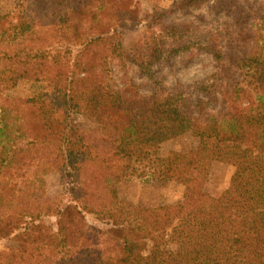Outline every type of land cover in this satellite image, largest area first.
I'll return each instance as SVG.
<instances>
[{
  "label": "trees",
  "instance_id": "16d2710c",
  "mask_svg": "<svg viewBox=\"0 0 264 264\" xmlns=\"http://www.w3.org/2000/svg\"><path fill=\"white\" fill-rule=\"evenodd\" d=\"M221 3L230 16L222 35L159 23L129 59L152 78L165 53L207 35L219 70L194 98L144 97L111 78L103 43L138 24L132 0H27L23 12L0 14V240L22 242L0 254L3 264H264V15L254 14L252 30L238 0ZM224 37L228 52L217 49ZM16 82L33 91L10 96ZM78 114L93 120L99 141L72 138ZM185 133L199 140L195 149L161 155L162 143ZM52 154L66 183L56 205L45 197ZM213 162L233 168L217 198L204 191ZM133 178L177 184L181 198L129 205L116 186Z\"/></svg>",
  "mask_w": 264,
  "mask_h": 264
},
{
  "label": "rangeland",
  "instance_id": "374dc122",
  "mask_svg": "<svg viewBox=\"0 0 264 264\" xmlns=\"http://www.w3.org/2000/svg\"><path fill=\"white\" fill-rule=\"evenodd\" d=\"M181 0H132V9L137 15V25L133 29H118L113 36L103 43V53L108 59L109 73L113 81L120 87H132L144 97L152 96L156 91L171 92L181 90L192 98L198 84L208 81L209 77L219 70V62L205 50L207 35L192 36L184 41V47L176 56H165L150 68L149 78L130 62L129 59L141 51L144 39L157 31L159 23L193 22L205 32L222 33L225 23L230 19L229 9L221 0H204L196 7L176 11L174 3ZM247 13V28L253 30L254 14L264 15V0H238ZM27 0H0V14L21 13L25 10ZM162 12V13H161ZM171 12V13H170ZM157 14L164 15L158 18ZM202 17V23L200 21ZM160 19V20H159ZM153 23L151 26L149 24ZM156 33V32H155ZM227 38L217 42V49L227 51ZM224 53V52H223ZM2 62L0 58V70ZM150 79V80H149ZM33 88L22 82L14 83L9 95L23 98L29 96ZM72 138L75 141L89 144L99 141L101 132L92 119L78 114L72 122ZM199 140L190 133L174 137L160 145V153L165 156L169 152H188L197 147ZM51 168L45 176V197L52 204L62 203L65 199L66 183L60 166V155L48 157ZM233 168L229 165L213 162L207 168V178L204 191L217 198L227 189ZM118 198L132 206L157 207L161 204H173L181 198V188L172 182L151 181L133 178L126 182L117 183ZM48 225H55L53 218L44 219ZM22 246L19 238L0 240V254H6ZM175 249L173 246L170 247ZM0 258V264H3Z\"/></svg>",
  "mask_w": 264,
  "mask_h": 264
}]
</instances>
